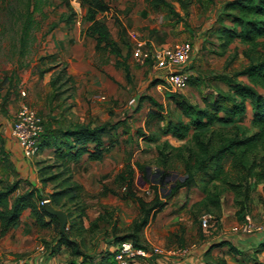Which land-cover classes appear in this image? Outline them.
<instances>
[{"label": "rangeland", "instance_id": "rangeland-1", "mask_svg": "<svg viewBox=\"0 0 264 264\" xmlns=\"http://www.w3.org/2000/svg\"><path fill=\"white\" fill-rule=\"evenodd\" d=\"M106 1L110 10L98 17L108 25L112 40L120 43L123 55H128L132 83L126 80L123 69L116 67L118 58L98 53L96 41L86 34V0H0V123L6 119L12 120V124L16 112L25 103L43 119V136L76 123L92 126L109 124L114 129L106 135V140L110 141L112 138L119 142L117 147L109 149L110 153L104 162L97 163L96 168L91 167L95 171L93 173L100 177L96 179V184L103 185L104 180L113 177L127 163L135 167L137 164L145 166L149 179L155 180L159 175L157 146L168 142L176 148L183 143L163 135L165 124L151 128L147 126L146 116L150 106L145 101L138 111L140 98L151 96L165 107L166 121H176L179 112L175 109L173 98H184L204 107L205 99L212 100L219 93L227 92L232 76L255 61L256 56L252 54L250 58L246 57L244 52L247 47L239 41L233 43L226 53L220 47L216 32L217 20L223 14L224 4L229 0H193L187 7L179 0H167L178 14L176 16L166 7L153 10L146 0ZM27 16H30L31 27L25 35ZM132 36L144 43V60L136 59L134 54L137 45ZM182 43H190L194 48L192 60L184 68L192 79L187 88L174 91L165 81L159 85L160 88L152 87L156 78L164 79L166 75L165 71L157 70L154 66V50ZM235 53V60L226 67ZM53 54L67 66L68 73L75 79L74 87L61 84L53 87L51 81L62 67L54 68V64L43 60ZM237 81L247 82L245 78ZM251 118L249 106L246 119L241 123L236 121L241 130L248 134L254 131ZM138 130L155 138L157 143L147 144L137 134ZM20 150L22 152L21 148ZM40 152L41 157L34 159L39 169L54 164L51 149ZM166 152L173 156L177 154L175 151L171 152V149ZM1 155L0 152V158ZM173 163L174 169L167 179L168 189L171 188V183L183 175L182 163L175 158ZM104 167L110 170L109 173L101 174ZM61 172L60 168L49 171V176L53 177L43 186V196L48 198L52 192L64 187L62 182L68 174ZM78 175L82 176L80 173ZM4 177L0 164V180H5ZM138 184L139 194L147 196L145 192L150 190V186L144 184L141 176ZM88 186L84 199L86 214L94 209L96 203L93 201L98 194L94 186ZM251 188L254 190L251 193L252 203L247 206L248 214L256 223H262L264 185L260 182L256 186L253 180ZM231 197L230 194L224 196L225 200L232 201ZM61 204L65 210L76 207L66 200H62ZM202 211L201 216L210 214L206 210ZM50 234V230L43 232L35 227L32 236L38 235V238H33L32 241H37L38 244L31 246L32 251L25 248L31 245L29 239L24 242L26 251L23 252L19 248L4 247L0 264H18L17 259L37 252L36 246L46 245L44 241L48 240ZM110 263H115L114 259Z\"/></svg>", "mask_w": 264, "mask_h": 264}, {"label": "trees", "instance_id": "trees-1", "mask_svg": "<svg viewBox=\"0 0 264 264\" xmlns=\"http://www.w3.org/2000/svg\"><path fill=\"white\" fill-rule=\"evenodd\" d=\"M179 1L185 7L193 3V0ZM146 3L155 11L166 7L170 13L178 15L167 0H146ZM86 5V34L96 41L98 53L114 55L118 58L116 67L122 68L126 80L132 83L128 55H123L120 43L112 40L108 25L98 17L110 10L108 2L106 0H86ZM30 23V16H27L24 26L25 35L31 27ZM217 23L216 32L223 53H226L233 43L239 41L247 47L244 52L245 56L250 58L253 54L256 59L232 76L228 82L227 92L219 93L212 100L205 99L204 107L184 98H173L175 109L182 116L176 121L172 119L166 121L163 113L164 106L151 96L140 98L138 111L145 101L151 105L147 113V126L151 128L158 124H165L163 135L183 144L176 148L170 146L168 142L157 146L159 175L155 180L149 179L145 166L137 164L136 169L134 165L127 163L114 176V187L103 186V195L113 194L123 200L133 199L141 209L139 216L128 230L122 232V235L117 236L120 232L114 224L113 233L116 236L117 247L122 242L131 241L136 247L150 248L141 244L143 230L149 224L152 215L162 211L167 201L175 197L181 189L185 188L189 191L195 188L201 189L205 198L195 206L196 214L201 216L202 210L213 214L215 217L213 227L220 229L223 196L226 193L234 195L237 214L244 218L249 215L247 206L252 203L251 193L254 190L251 188L252 181L255 180L256 186L260 182L264 185V0H229L224 4L223 14L218 18ZM236 56L235 53L227 62L226 67L235 60ZM43 60L54 64V68L62 67L51 81L53 87L58 84L74 87V77L68 73L67 66L58 61L56 54L46 56ZM239 78H245L247 82L237 81ZM163 83L165 82L162 78H156L151 86L156 87ZM249 106L254 131L248 134L241 130L238 123L246 119ZM1 128L0 125V152L2 154L0 164L9 171L12 169V164L4 149ZM112 129L114 128L109 124L92 126L76 123L71 127L50 132L47 136L42 135L39 152L51 149L54 153V164L38 169L42 188L52 180L53 176H49V171L54 168H60L62 174H68L66 180L62 182L64 187L52 192L47 198L43 196L42 188L19 192L20 181L6 184V181L1 179L0 237H5L21 222L25 211L30 210L38 227L54 229L58 246L68 247L74 256L82 257L84 260L89 258L76 241L84 237L87 232L84 225L87 215L84 205L86 191L81 184L73 180L70 163H77L85 156L90 161L103 160L109 149L119 142L112 138L110 141L106 140V135ZM137 134L146 143L156 142L155 138L144 134L142 130H138ZM168 149L177 154L173 156L172 153H167ZM174 158L182 163L183 175L179 180L171 183V188L168 189L167 179L174 169ZM227 163H229V168H227ZM136 170L149 184L152 199L147 200L135 192ZM45 200L50 201L54 208L66 213L68 229L65 232L61 231L58 220L45 211L42 204ZM62 200L76 207L65 210L62 208ZM108 214V211H105L97 222H93L91 230L98 228V222L106 221ZM227 245L232 252L238 253V250L226 241L215 244L214 247ZM260 251H264V243L261 244ZM114 256L115 253L112 259Z\"/></svg>", "mask_w": 264, "mask_h": 264}, {"label": "crops", "instance_id": "crops-1", "mask_svg": "<svg viewBox=\"0 0 264 264\" xmlns=\"http://www.w3.org/2000/svg\"><path fill=\"white\" fill-rule=\"evenodd\" d=\"M157 87L160 88L161 86L158 85ZM149 106L148 111L151 109L150 103ZM163 113L165 114V111ZM181 118L182 116L179 112L178 119ZM11 121L5 119L1 120L0 123L2 126L1 132L4 140V149L12 164V169L9 171L3 168L5 183L20 181L19 192L32 188L41 189L42 184L38 173L39 167L34 161L36 157H41V152L33 158H27L21 152L18 143L12 137ZM147 144L150 145L152 143ZM109 153L110 151L100 161H90L85 156L77 163H70L73 180L81 184L86 192L89 190L88 185L94 186L93 188L98 191L97 197L93 201L96 205L84 219L87 232L81 239H76L80 244L81 250L89 258L84 260L82 257L74 256L68 247L64 245L58 246L55 240L54 229H42L38 227L30 210L25 211L18 225L5 237L0 238V255L4 247L19 248L21 252L26 251L25 248L32 251L31 246L33 247V245L38 244L37 241L34 243L32 241L33 238L35 240L38 238V235L32 236V231L36 227L37 230L40 229L43 232L47 230L51 231L48 240L44 241L46 245L40 244L36 246V248L38 247L37 252L31 253L23 259H17L16 263L26 260V262L31 264H109L113 254L117 250L116 236L113 233L114 224H116L120 232L117 236H120L123 234L122 232L128 230L141 213L138 203L133 199L123 200L113 194L103 195V186L114 187V176L118 172L113 177L111 176L104 180L103 185L96 184V179H100V177L96 173H93L95 171L91 167L96 168L97 163L104 162ZM109 171L107 167H104L101 174H107ZM77 173H80L82 176H77ZM139 176L142 178V174L136 170L135 192L147 200L152 199V195L143 196L139 194ZM143 182L145 185L147 184L144 179ZM226 194H230L232 196L231 199L234 200L232 193ZM224 196L221 201V228L218 229L211 224L210 228L206 230L201 227L199 223L200 216L196 214L195 209V206L205 198L204 193L199 188L190 191L185 188L181 189L172 200L167 201V205L162 211L155 212L152 215L149 224L141 234L142 245L160 248L162 254L140 259L133 264H264V251H260V246L264 243V232L253 235L233 233L232 228L240 224L243 217L237 214L238 209L235 207L234 201L225 200ZM105 211L109 213L107 220L98 222V228L91 230V224L97 222ZM261 222V224H264V220ZM26 239H29L31 245L24 248ZM223 241L228 242L236 248L238 253L232 252L228 245L214 247L215 244ZM181 247L189 248L190 252L187 256H172L168 253L170 250Z\"/></svg>", "mask_w": 264, "mask_h": 264}, {"label": "built area", "instance_id": "built-area-1", "mask_svg": "<svg viewBox=\"0 0 264 264\" xmlns=\"http://www.w3.org/2000/svg\"><path fill=\"white\" fill-rule=\"evenodd\" d=\"M131 35H133L131 33ZM133 37V36H132ZM136 42L135 57L138 61L144 60L142 47L143 42ZM194 48L190 43L177 44L173 47H164L155 49L152 55L154 66L157 70L165 71L164 81L168 86L176 91L185 89L190 80L191 74L184 68L192 60ZM26 96L25 92H22ZM44 132L43 119L29 105L23 103L15 114L14 121L11 124V133L14 140L22 149L23 154L27 158H33L39 153L40 137ZM146 195H150V191H146ZM45 200L42 204L44 205ZM215 217L211 214H204L200 218V224L203 229L208 230ZM232 232L243 235H253L264 232V224L256 223L250 215H246L242 222L232 228ZM189 248H178L168 251L172 256L184 257L189 254ZM162 250L157 247L148 249L136 247L131 241H125L118 245L114 256L115 263L109 264H133L140 259L149 258L152 255H160ZM18 264H31L22 261Z\"/></svg>", "mask_w": 264, "mask_h": 264}, {"label": "water", "instance_id": "water-1", "mask_svg": "<svg viewBox=\"0 0 264 264\" xmlns=\"http://www.w3.org/2000/svg\"><path fill=\"white\" fill-rule=\"evenodd\" d=\"M44 209L49 215L55 217L58 220L61 231L65 232V230L67 229V223H68L66 213L63 212L62 210L54 208L52 204L50 203V201H47L44 203Z\"/></svg>", "mask_w": 264, "mask_h": 264}]
</instances>
